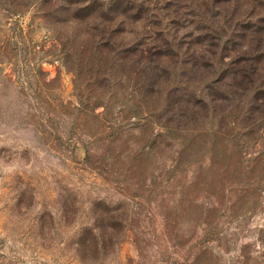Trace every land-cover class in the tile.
<instances>
[{
    "label": "rangeland",
    "instance_id": "374dc122",
    "mask_svg": "<svg viewBox=\"0 0 264 264\" xmlns=\"http://www.w3.org/2000/svg\"><path fill=\"white\" fill-rule=\"evenodd\" d=\"M220 5L215 28L239 49L264 0ZM41 9L0 0V264H264V128L200 120L157 139L120 89L94 108ZM96 238L114 246H83Z\"/></svg>",
    "mask_w": 264,
    "mask_h": 264
},
{
    "label": "trees",
    "instance_id": "16d2710c",
    "mask_svg": "<svg viewBox=\"0 0 264 264\" xmlns=\"http://www.w3.org/2000/svg\"><path fill=\"white\" fill-rule=\"evenodd\" d=\"M8 1L16 15L41 6L58 31L59 60L86 79L80 93L99 96L94 108L103 107V97L120 89L136 101L134 117L156 118L166 132L157 139L188 140L200 131L192 127L200 120L218 122L219 127H202L214 135L233 129L237 121L264 128V17L236 28L244 30L239 49H230L228 34L215 28L220 4L239 0ZM60 11L67 17H60ZM189 18L201 33L185 41L179 37V23ZM205 19L211 26L205 27ZM108 242L96 238L83 246L99 252L114 246Z\"/></svg>",
    "mask_w": 264,
    "mask_h": 264
}]
</instances>
